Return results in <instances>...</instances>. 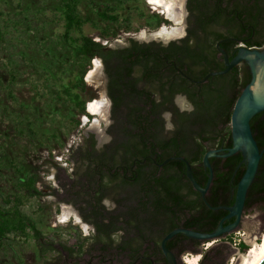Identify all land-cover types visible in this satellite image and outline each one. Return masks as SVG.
<instances>
[{"label":"trees","instance_id":"16d2710c","mask_svg":"<svg viewBox=\"0 0 264 264\" xmlns=\"http://www.w3.org/2000/svg\"><path fill=\"white\" fill-rule=\"evenodd\" d=\"M42 1L44 6L39 5V0H0V44L7 41L10 25L15 29L25 25L26 35H34L51 56L38 69L55 88L58 101L89 118L92 115L87 113L82 99L88 91L85 78L94 59L100 58L112 101V123L107 130L111 140L99 147L95 134L84 136L82 143L71 148L73 173L68 182L61 183L67 194L63 202L73 205L83 222L93 227L84 252L98 253L101 262L111 255L124 254L132 262L142 257V264H152L145 258L150 256L156 264H170L161 247L164 237L178 228L203 233L217 230L229 212L211 207L235 204L246 162L242 152L210 158L215 176L205 198L194 189L184 162L175 159L160 165L171 157H184L191 163L196 181L205 188L210 171L204 157L210 150L233 147L232 114L252 78L250 69L241 65L201 85L190 82L181 72L202 80L211 72L224 70L225 57L219 44L230 60L241 45L263 47L264 0H187L184 38L166 44L128 36L124 45L114 48L110 43L122 33L141 29L133 26L131 14H121L125 9L137 12L150 30L156 31L170 21L159 13H145L140 5L146 0ZM86 2L96 12L97 21L82 15L80 9ZM90 23L100 30V41L85 34L84 27ZM55 28L58 31L53 34ZM11 71L8 86L0 74V92L8 89L9 97L17 101L13 87L18 73L15 68ZM71 76L73 79H67ZM179 95L187 97L193 110L182 111L177 106ZM166 114L171 115V128ZM28 121L34 124L30 117ZM72 121L76 129L81 125L78 119ZM251 127L264 151V112L253 118ZM14 167L18 193L3 198L0 204V248L6 249L12 240L29 238L32 233L44 257L55 248L42 241L36 222L21 209L23 198L45 195L37 186L40 177L24 165ZM107 201L112 205L108 206ZM258 205L264 209V153L245 211ZM186 242L195 246L203 243L178 234L167 248L173 253H187ZM80 248L83 251L84 244ZM247 248L243 243L241 249ZM65 250L71 257L75 254L74 248ZM42 264L71 263L63 262L58 254Z\"/></svg>","mask_w":264,"mask_h":264},{"label":"rangeland","instance_id":"374dc122","mask_svg":"<svg viewBox=\"0 0 264 264\" xmlns=\"http://www.w3.org/2000/svg\"><path fill=\"white\" fill-rule=\"evenodd\" d=\"M6 1L11 3L14 0ZM87 2L80 9L82 15L89 16L91 21H97L96 12L89 7L91 4L89 5ZM38 3L44 6L42 0H39ZM46 6L50 11L51 5ZM128 6L131 5L126 7ZM140 7L147 14L149 12L159 13L147 1ZM130 9L121 11V14L125 17L131 14L133 26L141 27L140 31L132 34L122 33L121 37L112 41L110 45H124L128 36H134L142 41L150 36L159 41L176 38L156 35L164 26L167 28L176 27L174 22L168 19L169 24H163L156 31L150 30L139 14ZM181 11H186V3L185 6H182ZM161 16L167 19L166 15L161 14ZM186 27L184 22V28ZM9 28L7 41L0 44V74L8 86L12 82L11 70L16 69L18 78L13 91L17 101L9 97L8 89L0 92V204L3 198L18 193L15 185L14 164L24 165L31 172L38 174L40 182L37 183V186L45 195L40 198H23L21 209L36 222L38 230L42 232V241L48 244L52 243L55 251L46 252L43 257L38 240L30 233L29 238L14 239L10 247L0 248V264H42L58 254L61 255L62 261L65 263L129 264V259L120 255H111L105 259V262H101L102 256H99L98 253L84 252L88 244L86 238H89L93 233V227L88 225L85 229L83 224L77 223L74 217L67 221L59 219L63 215L65 207L79 214L73 205L63 202L67 198V194L61 187V183L68 182L70 174L73 173L74 166L69 162L71 148L82 143L83 137L89 134H95L100 145L107 143L110 138L107 133L108 127L111 125L109 124L110 114L108 120L103 121L99 128H93V121L97 117L92 115L89 122L84 123L82 120L84 115L79 114L77 110L70 111V106L58 101L55 88L46 82L43 71L38 69L41 65L46 64L51 57L46 53L44 45L34 35H26L25 25L18 26V29L10 25ZM56 29H53V34L58 31ZM84 31L85 34L100 41V30L91 23L84 27ZM106 42L104 41V43ZM41 59L43 60L41 61ZM61 75H63L62 72ZM67 79H73V77ZM102 82L106 93L107 83L104 74ZM100 98L101 94L98 89L92 85H88V91L82 95V99L86 101L87 105L90 101L100 100ZM178 100H180L179 105L182 109H190L184 99ZM23 107L28 108V111ZM28 117L34 124L29 123ZM36 118L39 120L37 123ZM73 119H78L81 122L77 129L74 127ZM54 189L57 190L56 194L52 193ZM106 204L112 205L109 201ZM263 237L264 209L263 205H258L248 212L245 211L237 230L219 241L204 242L205 244L201 245L200 254L187 252L183 258L187 261L197 259V264H200L202 260H204L203 264H246L250 260L248 256L250 249H259L257 245L262 246ZM239 240L248 246L246 250L238 251L234 247V243ZM82 244H84L83 251L80 248ZM66 247L75 249V254L72 257L68 256ZM206 247L209 248V253L203 257L206 254ZM182 264L188 263L182 261Z\"/></svg>","mask_w":264,"mask_h":264},{"label":"water","instance_id":"95a60500","mask_svg":"<svg viewBox=\"0 0 264 264\" xmlns=\"http://www.w3.org/2000/svg\"><path fill=\"white\" fill-rule=\"evenodd\" d=\"M187 16H188V11L186 10V16L184 19L186 26H187V23H186ZM186 34L187 32L185 28V34L183 36L177 37L171 40H160V41L167 44L170 41L179 40V39L184 38ZM151 40H155L153 36H150L147 39H143V41H151ZM107 43L108 42H106L105 45ZM219 45H218V49L220 53L224 55L225 57L226 68L224 70L211 72L202 80H194L188 75H186L184 72H181V75L187 80H189L190 82L197 84V85H201V84L206 83L211 77L226 75L231 70H233L236 66H239L242 63L246 62L249 64L251 68V74H252L251 81L243 89L240 97L238 98L235 104L234 111L232 114L231 129H232V136H233V142H234L233 147L229 149L210 150L206 154V156L204 157V163L209 169L210 173H209V180L205 188H202L199 185V183L196 181L193 175L192 165L184 157H171L168 160H166L163 164H161L160 166H164L169 161L175 160V159L184 162L187 167V175H188L190 182L192 183L194 189L198 191L199 193H201L204 198L214 180V169L211 165L210 158L219 156V153H222V152H225V154H222L220 157H224V158L230 157L239 152H242L244 156V160L246 162V171L238 184L235 204L231 207H227V206H220L217 208L211 207L214 210L223 209V210L228 211L229 214L225 219L235 218V222L232 225L225 227L224 226L225 219H224L220 223L218 229L211 233L196 232L191 229L178 228L170 232L168 235L164 237V239L162 240L161 247L166 257L173 264H177V259H176L175 254L167 248V243L170 240H172L176 235L184 234L191 239L209 243L213 241H219L226 235L230 234L231 232L239 228L242 222V219H243V215L245 213V206H246L248 192L253 182L255 181V178L259 171L260 162L263 156V151L260 150L259 145L254 137L252 127H251V121L253 120L255 116L264 112V98L260 100V102L258 103L255 98V94L253 92V86L257 78V72H258L257 70L260 66L262 67L264 66V46L261 48H258V47H247L245 45H241L238 50L237 55L232 60H230L226 51L220 48ZM110 47L114 48L116 46L110 45ZM100 61L102 63L101 59ZM102 72L106 78V83L108 84V78L104 72L103 63H102ZM85 81H86V78H85ZM106 96L110 101L109 114L111 117L112 101L108 96L107 88H106ZM181 98L183 99L184 97L179 96V99ZM179 101L180 100H178V102ZM87 113H88V110H87ZM167 119H168V127L171 128L172 123L170 122L169 115L167 116ZM111 122H112L111 119H109V124H111ZM208 206L210 207V205ZM78 216L80 217L79 214ZM81 221L83 222L82 218H81Z\"/></svg>","mask_w":264,"mask_h":264},{"label":"bare ground","instance_id":"6f19581e","mask_svg":"<svg viewBox=\"0 0 264 264\" xmlns=\"http://www.w3.org/2000/svg\"><path fill=\"white\" fill-rule=\"evenodd\" d=\"M148 4L152 5L156 11H158L160 14L166 15V17L174 22L176 24V27H162V29L157 32L156 35L160 37H181L185 34V28H184V19L186 16V11L182 12L181 8L182 6H185V0H146ZM184 8V7H183ZM175 39V38H173ZM169 40V39H168ZM105 44V43H104ZM257 78L255 81V84L253 86V92L255 94V98L257 102L259 103L260 100L264 98V66H260L257 70ZM102 76V63L100 61V58H95L93 61V67L90 69V71L87 74L86 82L88 85L95 86L99 93L101 94L100 100H92L87 105V110L90 115H93L97 118L93 121V128H99L100 124L103 121L108 120L109 116V108H110V101L106 96L105 90L103 89L104 83L102 82V78H99V76ZM84 123L89 122V118L87 116H83ZM108 122V121H107ZM71 217H74L76 222L82 223L83 227L87 229V224L81 221V218L76 214L72 209L70 208H64L63 215L59 217L61 221H67ZM264 239V237H263ZM258 244V248H254L253 250L250 249L249 251V258L246 262V264H263L264 263V242ZM186 262L188 264H197L196 260H189Z\"/></svg>","mask_w":264,"mask_h":264},{"label":"flooded vegetation","instance_id":"af4514ba","mask_svg":"<svg viewBox=\"0 0 264 264\" xmlns=\"http://www.w3.org/2000/svg\"><path fill=\"white\" fill-rule=\"evenodd\" d=\"M186 10H187V0H186ZM188 17V16H187ZM186 29H187V27H186ZM187 32V31H186ZM187 35V34H186ZM241 66H244V67H246V68H248V69H250V71H251V68H250V66H249V64L248 63H242L241 64ZM108 92V91H107ZM179 96H182V95H179ZM179 96H177V98H176V104H177V106L182 110V111H191V110H193V106H192V104H190L189 103V101H188V99H187V97L186 96H183L184 98V100H185V102L189 105V107H190V109H182L181 107H180V105H179V102H178V99H179ZM169 115V118H170V122H171V115L170 114H166L165 115V117H166V120H167V124H168V119H167V116ZM89 118V117H88ZM172 123V122H171ZM96 140H97V143H98V146L99 147H101V146H103V145H100V142H99V139H98V137L96 136ZM111 140V137L109 138V141ZM108 141V142H109ZM107 142V143H108ZM106 144V143H105ZM263 153H264V151H263ZM222 154L221 153H219V157L221 156ZM214 176H215V173H214ZM214 181V180H213ZM211 187V186H210ZM208 193V192H207ZM231 194H233L232 192H231ZM207 195V194H206ZM234 219V221H232ZM224 220V219H223ZM222 220V221H223ZM221 221V222H222ZM227 221H230V223L227 225V226H230V225H232L234 222H235V218H232V219H225V221H224V223L225 222H227ZM225 226V225H224ZM227 226H225V227H227ZM202 242V241H201ZM203 244H205L204 242L201 244V245H203ZM201 245H198V246H195V245H193V244H189V243H185V245H184V247L185 248H187V252L188 253H191V254H200L199 252L202 250V248H201ZM208 250H209V248L208 249H206V254H204L203 255V257H206L207 256V254L209 253L208 252ZM198 252V253H194V252ZM175 256H176V259H177V264H182V261H185L186 262V260L183 258L184 257V254L185 253H179V250H176L175 251ZM68 256L69 257H71L70 256V254H69V252H68ZM121 256H123V257H125V258H127V259H129L128 261H129V264H142L141 263V261H142V257L141 258H139L138 260H136V261H134V262H132L131 260H130V258H128L126 255H121ZM146 258V260H149V261H152V264H156V262L154 261V259L152 258V257H150V256H147V257H145ZM203 262H204V260H202ZM187 263V262H186ZM71 264H75V263H71ZM161 264V263H160ZM170 264H173V263H171L170 262Z\"/></svg>","mask_w":264,"mask_h":264},{"label":"built area","instance_id":"2783aa9c","mask_svg":"<svg viewBox=\"0 0 264 264\" xmlns=\"http://www.w3.org/2000/svg\"><path fill=\"white\" fill-rule=\"evenodd\" d=\"M242 244H243L242 240H239V242L234 243V247H236L238 249V251H240ZM206 249H208V247H206Z\"/></svg>","mask_w":264,"mask_h":264}]
</instances>
